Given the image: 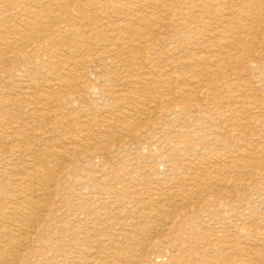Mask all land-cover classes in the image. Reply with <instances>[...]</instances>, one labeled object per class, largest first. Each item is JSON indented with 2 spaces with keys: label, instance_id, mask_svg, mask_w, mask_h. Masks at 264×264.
<instances>
[{
  "label": "bare ground",
  "instance_id": "1",
  "mask_svg": "<svg viewBox=\"0 0 264 264\" xmlns=\"http://www.w3.org/2000/svg\"><path fill=\"white\" fill-rule=\"evenodd\" d=\"M168 1L0 0V264H31L38 239L53 240L57 248L38 251L47 264H161L166 255L170 264H182L188 238L175 242L168 233L189 228L208 241L212 229L207 219L192 223L190 217L209 216L224 205L249 222L243 197L264 185L263 151L232 147L239 135L232 117L264 101L251 84L259 69L253 64L258 29L264 38V15L256 11L264 10V0H236L222 13V31L202 17L219 11V2L177 0L175 24ZM175 26L183 31L173 32ZM179 79L187 86L176 88ZM153 144L171 164L165 170L182 176L154 170L158 184L168 185L165 191L147 187L144 199L131 171L112 170L109 157L127 160L130 150L149 152ZM94 159L100 176L92 174ZM103 176L114 179L112 185ZM55 193L78 200L95 231L88 238L100 248L68 232L65 217L55 219L48 200ZM197 201L203 205L196 210ZM116 217L118 228L110 221ZM101 219L112 230L97 227ZM68 234L83 246L57 257ZM152 246L167 250L156 254ZM256 253L250 259L259 264L264 254Z\"/></svg>",
  "mask_w": 264,
  "mask_h": 264
},
{
  "label": "rangeland",
  "instance_id": "2",
  "mask_svg": "<svg viewBox=\"0 0 264 264\" xmlns=\"http://www.w3.org/2000/svg\"><path fill=\"white\" fill-rule=\"evenodd\" d=\"M214 1L219 2L217 5V8L219 11L215 10L212 12H204V13H202V17L206 21H207V19H211L212 23H214L213 25L217 26V28L220 31H222V30L227 29L226 25L221 20V17L223 15L222 14L223 11L227 12L228 7L235 5L238 2H236V0H214ZM168 3H169L168 5L171 6V8H172V13L170 14L169 18L174 20V22L176 21L175 24H179L180 19H178L179 14H178V9H177V7H178L177 6V0H169ZM207 6L208 5L206 4V7ZM197 8L201 9L199 6ZM256 12L258 14L264 15V10H259ZM163 15L165 17L168 16V14L165 15V13H163ZM262 22L264 24V20ZM190 25H196V23H191ZM199 27H200V29L205 30V27H203L202 25ZM172 30L175 33H181L183 31V29L180 26H175L172 28ZM260 36H261V33H260V30L258 29L256 31V44H257V46L254 43L255 54H258L257 55L258 57L256 56L253 64L259 65V69H255V68L253 69V75H251V77H252L251 81L253 83L251 82V84L254 87L256 94L259 95V97L261 98V95L264 96V38H260ZM186 74H190V72H187ZM243 74H245L244 78H247L248 76H250V75H247L246 72H244ZM261 78H262V80L260 81ZM189 84H191V83H189ZM174 85L176 86V88L178 86H180V87L187 86V84L184 85L183 82L180 81V79L174 81ZM226 94H229V93H226ZM260 98H259V100H260ZM258 104H257L258 107L255 106L256 108L251 109L249 114H248V111L245 114H243L241 111H238L233 115L232 118L236 121V123H239V125H242V126H239V125L234 126V128L237 129L234 131H238L239 135L234 141L231 142V145L233 148L241 147L244 149H246V148L249 149L252 147L259 146V148L263 151L262 153H263V157H264V132H263L264 131V101L260 100ZM242 110L246 111L247 108L242 109ZM259 113H261L262 115H260ZM246 119L250 121V124H248V126H244V125H247ZM219 126L222 129L227 128L226 127L227 125H225V123H221ZM104 138L109 139L110 137H109V135H107ZM217 147L218 148L220 147V150H221L220 152H223L224 149L222 148V146L219 145ZM174 148L175 147H172L173 150H174ZM133 151H134L133 149L129 151L131 153V156H133V157H128L127 160H125L123 157L111 158L112 156H110L109 157L110 158L109 165H110V168L112 170H118V169H124L125 171L130 170L131 172L129 173V176H134L136 178V182L139 183L137 185L138 186V189H137L138 195L143 197L144 199H147V197H149L148 193H146L147 187H151V189L153 188L156 191H165L166 187L168 185L167 183L158 184V182L156 180V175H154V170H158L159 172L165 171V172L169 173L171 178H174L176 180L181 179L182 175H180V173L177 172L178 170H175V171L171 170L172 168L170 170L169 169L165 170L167 167V164H169V165H171V164L165 162V160L163 158L164 152L159 148L158 145L153 144L152 150L149 152H146L147 150H144L143 152H136L135 151V153H134ZM175 153H177V151H175ZM211 156H214V155L211 154L210 157ZM263 157H261V160L264 163ZM197 161H200V160H197ZM79 162H78V164L81 165L82 163H85L86 161L83 158ZM99 162L100 161L98 159H96V160L94 159L93 168H91V169L95 170L94 171L95 173L92 172V174L97 175V176L101 175V172L99 171V169L101 168V166H99L100 165ZM176 162H178L180 164V166L183 165L182 161H176ZM176 165H177V163H176ZM87 168L90 169V167H87ZM234 174L235 173L232 172L231 176ZM255 178H257V177H255ZM253 179L254 178H252V180ZM67 180H71V179L68 177ZM87 180H86V182H87ZM103 180H105L103 182L107 187L112 185V183L114 182V179H112V178L107 179V176H105ZM260 180L262 182H264V179H260ZM190 182L193 183L194 181H190ZM64 183L70 184L71 181H67ZM87 183L89 185L87 188L91 187L93 189V183L91 181H89ZM251 183H252V181H249V184H251ZM257 186H258V188H254V187L248 188L247 191H249V192H246V194H245L246 196L243 195L244 196L243 201H244V205L246 207L245 211L247 212L246 216H247V219L249 220V222L243 223L241 220L237 219L236 216L232 215L230 212L227 211V207H225L224 205H218V207H216L217 211L216 212L214 211L215 213L212 212L209 216L203 215L200 218L195 219L196 216L190 217L188 214V215H185L183 217L185 219L190 217L189 219L191 220V222L200 220L203 217L205 220L206 219L208 220L207 222L211 224L212 229H208L206 232V234H208V236L210 237V239H209L210 241L209 240L206 241L205 239H202V238L198 239V236L202 237V235L200 234L201 231H199V232L197 231L194 233L189 228L186 229V231L184 233H181L178 230H175L174 228L168 233V236H171L172 238L174 237L173 241H175V242L179 240L180 235L185 236L184 239L188 238L187 240L184 241L185 245H184L183 251L181 252L182 253L181 256L183 257L182 259H186V262H184L182 264H254L255 262H253L250 259L251 257L253 259V257H254L253 253L257 252L256 254H258V256H260L261 254H264V252H263L264 251V247H263L264 246V240H263L264 224H262V222L264 223V188H263L264 185L260 183ZM81 190L86 191L87 189L85 188V186L82 185ZM240 192H243V191L240 190ZM259 196H261V198H259ZM238 197H234L233 199L235 201H237L239 199ZM67 199H69L68 196H66V197H64L63 195L60 196V194H58V193H55V194L50 195L48 197L49 205L52 208L53 214L55 215V219L56 218L60 219V218L65 217L66 225H67V227H69L68 232H71L73 234H77L79 237H81L82 240L89 239L88 236L90 235V233L95 232V231H93L92 227L90 228V226H91L90 224L92 222H89V220L87 219L88 217H85V215L82 213V211H81L82 208L80 209V207L76 206L78 204V200L71 198L70 201H67ZM196 203H198V204H196L197 206L196 205L192 206L193 208H196V210L200 209V207L203 205V203H201L200 201H197ZM113 204L114 203H110L109 207L112 206ZM126 205L130 206L131 204L126 203ZM238 205H239V203L234 204L236 209L238 208V210H240L241 207H239ZM212 209L215 210L213 207L211 208V210ZM211 210H208V211H211ZM249 210L251 211V213ZM122 218H125V221H127V222L132 221V218H128L126 216H124ZM248 220H246V221H248ZM258 220H260V221H258ZM78 221H80L81 223H77ZM110 221L114 222V224H115L114 226L116 228H118L119 222L121 221V218L120 217L112 218ZM99 222L100 223L97 224L98 225L97 227H99L101 230H103V232L112 230L111 228L106 227L107 223L104 222L103 219H101ZM213 222H214V224H212ZM192 223H194V222H192ZM221 224H223V225H221ZM226 225H228V226H226ZM43 234H44V232H43ZM46 235H48V232ZM60 235H62L61 237H63V234H59V235L56 234L55 236L58 239V237ZM102 235L103 234H100L98 237H100V239H102L103 241L107 242L108 237L102 236ZM65 237L66 238H65L64 242H66L68 244V246L66 247L65 250H62V251L57 250V252H58V253L56 252L57 257H58V255L62 256L63 255L62 253L65 254V252L67 250L69 251V249H71L73 251H78L79 246L80 247L83 246L79 242H78V244L75 243L72 240V238H70L69 234ZM192 237L194 239H196V238L197 239L195 241H193L194 239ZM57 239H56V241H57ZM227 240H229V241H227ZM244 240H245V242H244ZM52 241H47L45 239H42V240L38 239V240L34 241L32 243V247L35 248L37 251L33 254L32 257L28 258V261H30L31 264H47V263H45L46 260L42 259V256L38 253V251L39 250H46V251H48V253L52 254V250H50V249L51 248H53V250L57 249L55 247L54 243L51 244ZM85 243L88 244L91 249H94L97 246H98V248H100L102 246V245H99V244L91 241L90 239H89V241H85ZM232 243H233V245H232ZM209 244H211V245H209ZM259 244H261V245H259ZM255 246L257 247V249ZM227 247H229V250ZM149 249H150V251H154V253H156V254H158V253L160 254L161 252L163 253L164 251L167 250V248L162 247V246L161 247L160 246L159 247L158 246H152V247H149ZM234 249H236L237 252L241 250V252H242L241 255H238ZM259 249L262 251H260ZM256 250H258V251H256ZM105 251L103 253H105ZM231 251L233 254L231 253ZM206 252H208V253L206 254ZM247 252L249 254H246ZM243 253L246 255L244 256ZM67 254H68V252H66V255ZM200 254H201V256H199L200 257L199 259L198 258H195V259L192 258V256L200 255ZM161 258L163 259L161 264H170V259L167 255L164 257H161ZM209 258H211L213 260H210ZM193 260H195V261H193ZM194 262H197V263H194ZM258 263L264 264V260H263V262H258ZM8 264H10V263H8ZM88 264H91V263H88ZM121 264H128V263H126L124 261V262H121ZM141 264H144V263H141ZM149 264H151V263H149Z\"/></svg>",
  "mask_w": 264,
  "mask_h": 264
}]
</instances>
